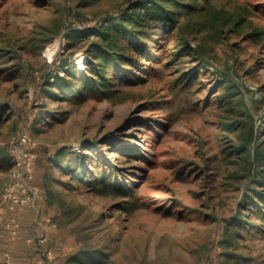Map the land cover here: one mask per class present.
I'll return each instance as SVG.
<instances>
[{
  "label": "rangeland",
  "instance_id": "obj_1",
  "mask_svg": "<svg viewBox=\"0 0 264 264\" xmlns=\"http://www.w3.org/2000/svg\"><path fill=\"white\" fill-rule=\"evenodd\" d=\"M144 1L0 0L1 209L26 132L64 264H264V209L249 196L262 178L242 160L244 143L264 144V0H205L183 29L151 22L138 65L88 86L76 30ZM73 71L83 92L44 96ZM240 212L256 229L214 247ZM78 252L87 262H66Z\"/></svg>",
  "mask_w": 264,
  "mask_h": 264
},
{
  "label": "trees",
  "instance_id": "obj_2",
  "mask_svg": "<svg viewBox=\"0 0 264 264\" xmlns=\"http://www.w3.org/2000/svg\"><path fill=\"white\" fill-rule=\"evenodd\" d=\"M204 3L205 0H189V2L186 3L182 0H146L131 6V8L126 9L119 16L109 18L104 17L94 26L77 29L75 35L90 40L87 51L92 59L91 64L95 68V72L89 76L90 82L87 83L88 86L90 85L94 89L101 87L108 90L110 83L114 78L113 74L110 72V65L117 68V71L115 72L125 76L131 72L133 67L138 65L140 55L146 54L148 51L147 40L148 37L151 36V22L160 21L165 27L168 25H178L180 29H183L184 24L183 21L180 20V15L187 13L185 12L186 7L192 8ZM121 39L124 40L121 41ZM182 44H184L185 47L190 46V41L185 38L183 39ZM131 53H136L138 56H134V54ZM63 65L65 66V64ZM82 72L86 73V71ZM53 77L55 78L53 83L50 81L51 77L46 80V82L55 86L50 90H44L46 91L44 96L47 99L58 98L61 93L63 94V97H65L68 89L76 94L83 92L84 86L87 85H84L78 78L76 83L73 82L71 78L77 77L76 72L74 71L69 72L67 77H62L59 74H56ZM40 121L43 122L44 118ZM242 149L244 150L242 156L244 164L249 165V171H253L262 178V185H254L252 192L248 194L256 204L253 207L264 209V144L259 142L253 146L250 141H247L242 145ZM37 172L38 167L35 160L33 184L39 185L43 188V198L40 201V205L43 206L54 194L50 190L47 175L44 177L45 181L42 184L37 180ZM252 209L253 208H250V211H252ZM246 217V213L244 214L243 212H240L236 218L230 219L229 222H226L224 231L220 238L216 240L217 243H215L216 246L214 247H217L218 245L225 246L226 248L231 247L234 243V238L239 239L241 237L242 234L240 233V230H242L243 227L250 231H254L257 224ZM54 236L55 234L50 230L52 244L54 243ZM92 254H94L93 257L95 259H98L99 261L102 259V257L95 255L96 252H92ZM219 255L229 256L230 254L229 252H222V254L217 253V256ZM86 256H90V254H86V252H78L68 258L66 262L85 263L88 260ZM208 259L213 263L215 262L216 256L213 253L208 252Z\"/></svg>",
  "mask_w": 264,
  "mask_h": 264
},
{
  "label": "built area",
  "instance_id": "obj_3",
  "mask_svg": "<svg viewBox=\"0 0 264 264\" xmlns=\"http://www.w3.org/2000/svg\"><path fill=\"white\" fill-rule=\"evenodd\" d=\"M22 146L14 152L15 163L10 182L6 185L1 203L10 210L30 207L35 210L36 222L39 228V242L42 245L40 264H54L57 260V251L52 244L50 232L45 229L46 222L42 220L40 201L43 198V188L33 184L35 154L30 145V138L26 132L20 134ZM0 206V211H1ZM5 264H10L7 260Z\"/></svg>",
  "mask_w": 264,
  "mask_h": 264
},
{
  "label": "crops",
  "instance_id": "obj_4",
  "mask_svg": "<svg viewBox=\"0 0 264 264\" xmlns=\"http://www.w3.org/2000/svg\"><path fill=\"white\" fill-rule=\"evenodd\" d=\"M0 213V264H40L42 245L35 210L30 207L10 210L5 204ZM49 226L45 229L49 230ZM54 264H64L57 257Z\"/></svg>",
  "mask_w": 264,
  "mask_h": 264
}]
</instances>
